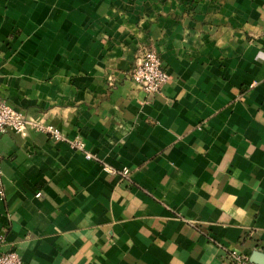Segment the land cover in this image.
<instances>
[{
  "label": "crops",
  "instance_id": "1",
  "mask_svg": "<svg viewBox=\"0 0 264 264\" xmlns=\"http://www.w3.org/2000/svg\"><path fill=\"white\" fill-rule=\"evenodd\" d=\"M143 48L155 93L129 76ZM0 81L84 147L0 133V249L21 264L264 256V0H0Z\"/></svg>",
  "mask_w": 264,
  "mask_h": 264
},
{
  "label": "built area",
  "instance_id": "2",
  "mask_svg": "<svg viewBox=\"0 0 264 264\" xmlns=\"http://www.w3.org/2000/svg\"><path fill=\"white\" fill-rule=\"evenodd\" d=\"M129 76L130 79L146 93L158 92L161 86L168 79V74L163 68L158 54L151 48H143L140 50L131 68ZM27 126L45 133L52 139L67 141L70 147L79 150H83L84 148L83 141L80 138L76 136L68 138L53 124L40 122L26 117L22 111L12 107L0 94V133L4 130L22 133ZM84 156L89 157V152L84 151ZM102 168L110 172H115V170L110 166L102 165ZM120 173L125 175L127 173V169L121 168ZM1 237L2 234H0V242L2 241ZM225 259L227 264H258L250 261L234 250H229L226 253ZM0 264H21V258L12 248L0 249Z\"/></svg>",
  "mask_w": 264,
  "mask_h": 264
},
{
  "label": "water",
  "instance_id": "3",
  "mask_svg": "<svg viewBox=\"0 0 264 264\" xmlns=\"http://www.w3.org/2000/svg\"><path fill=\"white\" fill-rule=\"evenodd\" d=\"M248 259L258 264H264V256L261 252H258V251L252 252V254L250 255Z\"/></svg>",
  "mask_w": 264,
  "mask_h": 264
}]
</instances>
